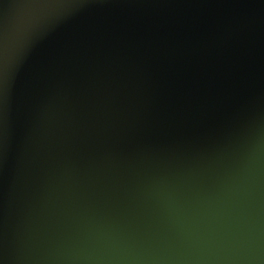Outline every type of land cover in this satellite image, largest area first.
<instances>
[{
  "label": "water",
  "instance_id": "water-1",
  "mask_svg": "<svg viewBox=\"0 0 264 264\" xmlns=\"http://www.w3.org/2000/svg\"><path fill=\"white\" fill-rule=\"evenodd\" d=\"M0 264H264V0H0Z\"/></svg>",
  "mask_w": 264,
  "mask_h": 264
}]
</instances>
